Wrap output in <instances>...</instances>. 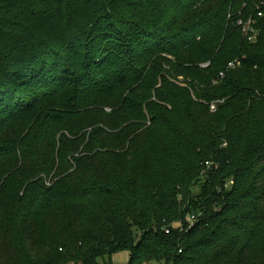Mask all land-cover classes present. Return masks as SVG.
I'll use <instances>...</instances> for the list:
<instances>
[{"label": "trees", "instance_id": "obj_1", "mask_svg": "<svg viewBox=\"0 0 264 264\" xmlns=\"http://www.w3.org/2000/svg\"><path fill=\"white\" fill-rule=\"evenodd\" d=\"M122 252L264 264V0H0V264Z\"/></svg>", "mask_w": 264, "mask_h": 264}, {"label": "built area", "instance_id": "obj_2", "mask_svg": "<svg viewBox=\"0 0 264 264\" xmlns=\"http://www.w3.org/2000/svg\"><path fill=\"white\" fill-rule=\"evenodd\" d=\"M259 16L262 17V14H259ZM238 26L241 27L243 34H244L245 38L247 39V41H249L250 43H254L257 41V36L259 33L257 20L252 19V18L248 21L241 20V21H239ZM239 65H240L239 61L231 62L228 65V70H233V69L237 68ZM208 66H209V64L205 65L204 67L206 68ZM224 77H225V72H221L219 75V80L223 79ZM217 83L218 82H215V84H217ZM223 102L224 101L221 100V101H218V103H216V104H220ZM216 104L215 103L211 104V110L213 112H216V110H217ZM207 165L210 166V163L207 162ZM194 220H195V217H191L188 219L189 222H193Z\"/></svg>", "mask_w": 264, "mask_h": 264}, {"label": "rangeland", "instance_id": "obj_3", "mask_svg": "<svg viewBox=\"0 0 264 264\" xmlns=\"http://www.w3.org/2000/svg\"><path fill=\"white\" fill-rule=\"evenodd\" d=\"M218 101H221V100H218ZM218 101H214L213 103H218ZM223 101V100H222ZM212 103V104H213ZM224 103V102H223ZM223 103H220V104H223ZM220 104H216L217 105V110H218V105ZM210 108H211V105H210ZM216 110V111H217ZM211 112H213L211 110ZM129 258H130V255L129 253L127 252H122V253H119V254H116L113 259H112V263L113 264H128L129 262ZM101 264H104V262L101 261ZM149 264H167L165 261H155V262H151Z\"/></svg>", "mask_w": 264, "mask_h": 264}]
</instances>
